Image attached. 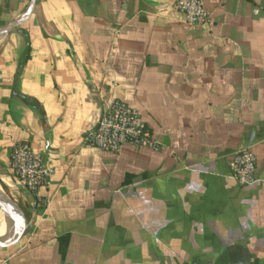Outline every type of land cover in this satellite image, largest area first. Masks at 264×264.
Listing matches in <instances>:
<instances>
[{
    "label": "crops",
    "instance_id": "0c3cea01",
    "mask_svg": "<svg viewBox=\"0 0 264 264\" xmlns=\"http://www.w3.org/2000/svg\"><path fill=\"white\" fill-rule=\"evenodd\" d=\"M174 2L38 0L0 36V199L26 220L0 263L264 264V0H202L200 25ZM28 4L0 0V26ZM113 99L160 150L82 143ZM18 141L55 169L44 208L10 167ZM239 149L256 159L249 185L228 168Z\"/></svg>",
    "mask_w": 264,
    "mask_h": 264
},
{
    "label": "built area",
    "instance_id": "2783aa9c",
    "mask_svg": "<svg viewBox=\"0 0 264 264\" xmlns=\"http://www.w3.org/2000/svg\"><path fill=\"white\" fill-rule=\"evenodd\" d=\"M174 6L184 15L189 25H200L211 20L202 0H175ZM82 143L87 147L114 153L124 144L152 150L162 148L139 112L119 99L111 100L101 109L94 124L85 131ZM227 164L232 177L240 185H249L256 181V159L250 150L234 151ZM10 167L15 177L33 195L36 203L44 208L47 199L40 196L39 190L50 185L55 173L54 167L28 141H18L13 145Z\"/></svg>",
    "mask_w": 264,
    "mask_h": 264
},
{
    "label": "water",
    "instance_id": "95a60500",
    "mask_svg": "<svg viewBox=\"0 0 264 264\" xmlns=\"http://www.w3.org/2000/svg\"><path fill=\"white\" fill-rule=\"evenodd\" d=\"M35 6H36V0H29L28 8L21 15L19 19L14 20L4 26H0V36L23 24L34 12ZM0 212L6 215L7 217H9L10 219H12L14 225L15 223L19 224L18 232L14 237H11L9 232L6 238L0 240L1 247L11 246L17 243L25 232V226H26L25 216L22 213V211H20L10 203L3 201L1 199H0Z\"/></svg>",
    "mask_w": 264,
    "mask_h": 264
},
{
    "label": "trees",
    "instance_id": "16d2710c",
    "mask_svg": "<svg viewBox=\"0 0 264 264\" xmlns=\"http://www.w3.org/2000/svg\"><path fill=\"white\" fill-rule=\"evenodd\" d=\"M38 2V0H36V3ZM27 48H26V53L23 57L22 60H20V64H19V71H21L22 69V66L26 63V61L28 60L30 54H29V49H30V45L29 43L26 45ZM23 100L26 101V102H29L31 101L28 97H23ZM30 103V102H29ZM34 109L36 110L37 114H38V117L40 119V122L42 124V126L45 128L46 127V120H45V117H44V114H43V111L41 109V107L37 104V103H33L31 104Z\"/></svg>",
    "mask_w": 264,
    "mask_h": 264
},
{
    "label": "bare ground",
    "instance_id": "6f19581e",
    "mask_svg": "<svg viewBox=\"0 0 264 264\" xmlns=\"http://www.w3.org/2000/svg\"><path fill=\"white\" fill-rule=\"evenodd\" d=\"M6 191L8 192V190H6ZM9 226H10L9 219L2 213V215L0 217V231L9 228ZM18 229H19V224L17 223L16 228L10 232V236L14 237L17 234ZM6 234H7V232L3 235H0V237H4Z\"/></svg>",
    "mask_w": 264,
    "mask_h": 264
}]
</instances>
